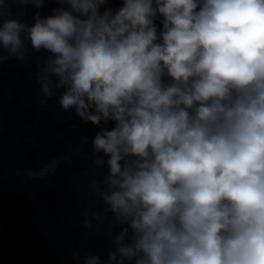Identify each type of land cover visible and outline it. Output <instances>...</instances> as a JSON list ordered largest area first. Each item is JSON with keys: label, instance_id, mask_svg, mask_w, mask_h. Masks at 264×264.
I'll list each match as a JSON object with an SVG mask.
<instances>
[{"label": "clouds", "instance_id": "1", "mask_svg": "<svg viewBox=\"0 0 264 264\" xmlns=\"http://www.w3.org/2000/svg\"><path fill=\"white\" fill-rule=\"evenodd\" d=\"M9 2L45 0H0V63L46 51L40 103L62 89L65 111L114 122L84 212L121 229L107 264H264V0H57L31 25Z\"/></svg>", "mask_w": 264, "mask_h": 264}, {"label": "water", "instance_id": "2", "mask_svg": "<svg viewBox=\"0 0 264 264\" xmlns=\"http://www.w3.org/2000/svg\"><path fill=\"white\" fill-rule=\"evenodd\" d=\"M121 5L122 0H110L109 7L115 11ZM59 6L57 0H45L40 9L9 2L14 17L29 25L36 12L48 16ZM162 19L155 20L158 31ZM28 51L24 60L9 57L0 63V264H85L87 254L107 264L121 229L95 220L86 228L84 212L103 208L89 187L107 170L94 167L92 139L114 122L96 126L74 109L65 111L59 103L62 89L41 104L38 64L49 53L33 52L30 43ZM55 158L61 163L54 173L28 175Z\"/></svg>", "mask_w": 264, "mask_h": 264}]
</instances>
